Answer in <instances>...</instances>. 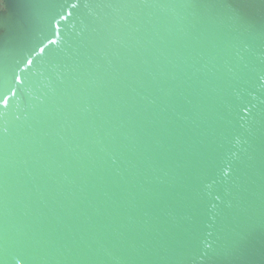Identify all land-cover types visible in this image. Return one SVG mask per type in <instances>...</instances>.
I'll list each match as a JSON object with an SVG mask.
<instances>
[{
  "label": "water",
  "instance_id": "water-1",
  "mask_svg": "<svg viewBox=\"0 0 264 264\" xmlns=\"http://www.w3.org/2000/svg\"><path fill=\"white\" fill-rule=\"evenodd\" d=\"M0 3V264H264V0Z\"/></svg>",
  "mask_w": 264,
  "mask_h": 264
},
{
  "label": "flooded vegetation",
  "instance_id": "flooded-vegetation-1",
  "mask_svg": "<svg viewBox=\"0 0 264 264\" xmlns=\"http://www.w3.org/2000/svg\"><path fill=\"white\" fill-rule=\"evenodd\" d=\"M2 7L1 3H0V8Z\"/></svg>",
  "mask_w": 264,
  "mask_h": 264
},
{
  "label": "snow or ice",
  "instance_id": "snow-or-ice-1",
  "mask_svg": "<svg viewBox=\"0 0 264 264\" xmlns=\"http://www.w3.org/2000/svg\"><path fill=\"white\" fill-rule=\"evenodd\" d=\"M29 63H31V61H29Z\"/></svg>",
  "mask_w": 264,
  "mask_h": 264
}]
</instances>
